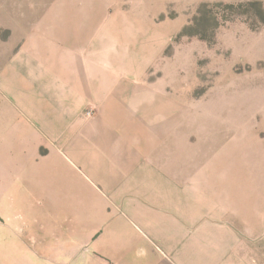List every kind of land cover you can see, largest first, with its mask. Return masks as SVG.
<instances>
[{
    "label": "crops",
    "instance_id": "0c3cea01",
    "mask_svg": "<svg viewBox=\"0 0 264 264\" xmlns=\"http://www.w3.org/2000/svg\"><path fill=\"white\" fill-rule=\"evenodd\" d=\"M89 1L53 0L15 46L0 38V264H216L242 232L185 154L192 108Z\"/></svg>",
    "mask_w": 264,
    "mask_h": 264
},
{
    "label": "rangeland",
    "instance_id": "374dc122",
    "mask_svg": "<svg viewBox=\"0 0 264 264\" xmlns=\"http://www.w3.org/2000/svg\"><path fill=\"white\" fill-rule=\"evenodd\" d=\"M52 1L20 0L19 11L10 5L1 40L15 46ZM101 1L102 24L134 30L138 44L151 45L157 54L148 74L167 70L170 87L177 82L192 108L180 134L185 154L192 147L217 218L242 232L233 251L218 245L216 264H264V0ZM204 3L227 19L206 24L210 39L183 32Z\"/></svg>",
    "mask_w": 264,
    "mask_h": 264
},
{
    "label": "trees",
    "instance_id": "16d2710c",
    "mask_svg": "<svg viewBox=\"0 0 264 264\" xmlns=\"http://www.w3.org/2000/svg\"><path fill=\"white\" fill-rule=\"evenodd\" d=\"M212 8H208L206 3L202 4L197 10V15H195L191 23L185 27L183 32H187L188 35H196L202 39H210L208 34L205 32L207 29L206 24L213 21L216 27L219 23V19L226 21V17H220L212 14ZM264 22V19L262 20Z\"/></svg>",
    "mask_w": 264,
    "mask_h": 264
},
{
    "label": "built area",
    "instance_id": "2783aa9c",
    "mask_svg": "<svg viewBox=\"0 0 264 264\" xmlns=\"http://www.w3.org/2000/svg\"><path fill=\"white\" fill-rule=\"evenodd\" d=\"M93 113H94V112H93L92 109H89V110L86 111V115H91V114H93Z\"/></svg>",
    "mask_w": 264,
    "mask_h": 264
}]
</instances>
